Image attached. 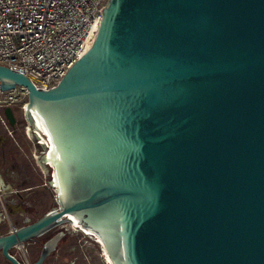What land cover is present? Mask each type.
I'll return each mask as SVG.
<instances>
[{
    "label": "water",
    "instance_id": "1",
    "mask_svg": "<svg viewBox=\"0 0 264 264\" xmlns=\"http://www.w3.org/2000/svg\"><path fill=\"white\" fill-rule=\"evenodd\" d=\"M17 85L55 202L0 234L15 264L64 225L113 264H264V0H109L56 86L0 64Z\"/></svg>",
    "mask_w": 264,
    "mask_h": 264
},
{
    "label": "built area",
    "instance_id": "2",
    "mask_svg": "<svg viewBox=\"0 0 264 264\" xmlns=\"http://www.w3.org/2000/svg\"><path fill=\"white\" fill-rule=\"evenodd\" d=\"M109 0H0V64L29 76L38 89L56 86L78 60ZM29 90L0 88V105L24 108ZM0 206L15 230L0 183ZM25 252V243L17 246ZM22 264H31L27 257Z\"/></svg>",
    "mask_w": 264,
    "mask_h": 264
},
{
    "label": "crops",
    "instance_id": "3",
    "mask_svg": "<svg viewBox=\"0 0 264 264\" xmlns=\"http://www.w3.org/2000/svg\"><path fill=\"white\" fill-rule=\"evenodd\" d=\"M3 126L4 130L0 127V183L4 186L6 203L11 207V217L20 221L17 225L20 226L50 210L55 197L50 188V169L44 165L36 139L26 132V127L24 133L29 135V140L16 137L18 128L13 132L6 123ZM30 143L31 151H25Z\"/></svg>",
    "mask_w": 264,
    "mask_h": 264
},
{
    "label": "flooded vegetation",
    "instance_id": "4",
    "mask_svg": "<svg viewBox=\"0 0 264 264\" xmlns=\"http://www.w3.org/2000/svg\"><path fill=\"white\" fill-rule=\"evenodd\" d=\"M5 107L6 106L0 105V119L4 123H6L10 128H12L13 132H15L17 130V124H18V116L16 114L18 108L11 106L13 108V111L17 119L16 126L12 127L4 114ZM19 109L23 112V108L20 107ZM19 197L22 198L23 196L19 195ZM8 210L10 212L11 207L10 208L8 207ZM1 212L3 211L0 206V234H6L9 232V222L6 220L5 217H4L5 220H2L3 217L1 215ZM32 221L34 220L31 219L28 222H32ZM6 226H8V229H6ZM18 227L19 226H17V228ZM77 233H79V236L75 237L76 240L72 239L71 235H76ZM58 235H60L61 238L57 244L56 249L46 256L42 264H103V263L110 264L109 262H107L104 253H102V246L99 244L98 241L94 240L93 237L86 234L85 232L73 230L72 227H70V225H64L62 227H58L56 229L50 230L43 236L39 238H35L30 242H26L25 243L26 248L24 253L21 251V248L17 247L18 246L17 245L15 248L10 250V254L16 259L18 264H22V259H24L25 256L27 257V259L31 264H35L41 256V251L44 244ZM89 239H93V241L97 243L98 255L101 257L102 260L100 259V261H103L102 263L94 262L95 259H92L90 253H88L87 251V248L86 250L84 249L85 246L84 243H87ZM85 251H87L88 254ZM0 264H15V262L7 258L0 250Z\"/></svg>",
    "mask_w": 264,
    "mask_h": 264
},
{
    "label": "rangeland",
    "instance_id": "5",
    "mask_svg": "<svg viewBox=\"0 0 264 264\" xmlns=\"http://www.w3.org/2000/svg\"><path fill=\"white\" fill-rule=\"evenodd\" d=\"M13 107L18 108V110L16 112V114L18 116V124H17L18 131L16 133V137L19 136V137H25V138H27L29 135H26L24 133V130H25L24 128L27 127V125L25 124V120L23 118L24 117V113L19 109L21 107V104L19 103L18 105L13 106ZM3 125H4V123L0 119V127H2V130H4V128H3L4 126ZM26 132H30L29 131V128L26 129ZM27 139L29 140V137ZM28 145H31V143L28 144ZM31 147H32V145L31 146H28L27 149L25 148V151H29L30 152L31 151ZM12 222H13V224L15 226H17V225L20 224V221L18 222V221L13 220ZM72 229L75 230L73 227H72ZM76 236H79V233H77L76 235H71L72 239H75ZM84 239H85V237H84ZM84 245H85L84 246V249L86 250V248H87V251H88V253H90V256L92 257V259H95L94 262H99V263H102L103 262V261H100L101 257L98 255L97 243L95 241H93V239H89V241H87V243H84ZM87 251H85V252L87 253ZM97 257H98V259H97Z\"/></svg>",
    "mask_w": 264,
    "mask_h": 264
},
{
    "label": "bare ground",
    "instance_id": "6",
    "mask_svg": "<svg viewBox=\"0 0 264 264\" xmlns=\"http://www.w3.org/2000/svg\"><path fill=\"white\" fill-rule=\"evenodd\" d=\"M99 28H100V21H98L94 27L92 28L91 30V33L90 35L88 36V38L85 40L84 44H83V47L80 51V56L84 55L90 48L91 46L93 45L95 39H96V36L98 34V31H99ZM23 112H24V108H23ZM25 124L27 125V123L25 122ZM28 125L26 127V129H28ZM30 131V130H29ZM70 227H73L76 231L78 230L77 228H75L74 226H70ZM79 231V230H78ZM102 253H104L105 255V258L107 260V262H109L110 264H113L109 258V256L107 255V253L102 249Z\"/></svg>",
    "mask_w": 264,
    "mask_h": 264
}]
</instances>
